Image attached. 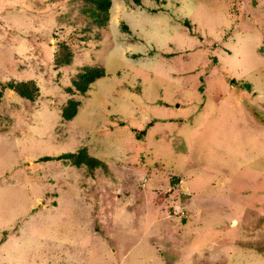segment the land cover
I'll list each match as a JSON object with an SVG mask.
<instances>
[{
	"label": "rangeland",
	"instance_id": "rangeland-1",
	"mask_svg": "<svg viewBox=\"0 0 264 264\" xmlns=\"http://www.w3.org/2000/svg\"><path fill=\"white\" fill-rule=\"evenodd\" d=\"M84 5L0 0V85L39 89L0 99V264H264V0ZM81 147L104 167L37 160Z\"/></svg>",
	"mask_w": 264,
	"mask_h": 264
},
{
	"label": "trees",
	"instance_id": "trees-1",
	"mask_svg": "<svg viewBox=\"0 0 264 264\" xmlns=\"http://www.w3.org/2000/svg\"><path fill=\"white\" fill-rule=\"evenodd\" d=\"M86 5L81 7V12L93 20L98 27H104L109 16V8L111 6V0H83ZM135 4H139V0H132ZM182 24L190 29V24L187 20H182ZM123 29H127L125 25H122ZM72 52L65 43H60L58 49L53 54L52 63L56 67L68 65L71 62ZM214 60V59H213ZM104 75V69L97 65H83L80 70L75 73L74 77L70 81V85L65 86L64 90L66 93L84 94L88 89L91 82L95 79L100 78ZM248 88L247 85H243ZM9 89L15 94L28 101H34L39 96V89L35 82L31 79L21 81H7L0 85V99L2 91ZM79 101L74 98H68L63 105L60 107V115L64 120H70L77 112V106ZM149 122L147 126H150ZM135 133V137H143L145 130H140ZM37 160H62L65 164L70 166L79 167L84 165L89 172L93 169L101 166V162L94 156L90 155L85 147H81L73 152H64L57 155H44L38 157ZM104 167V165H102ZM178 175L169 176V182L176 184L179 181ZM180 213V212H179ZM181 214V213H180Z\"/></svg>",
	"mask_w": 264,
	"mask_h": 264
},
{
	"label": "built area",
	"instance_id": "built-area-1",
	"mask_svg": "<svg viewBox=\"0 0 264 264\" xmlns=\"http://www.w3.org/2000/svg\"><path fill=\"white\" fill-rule=\"evenodd\" d=\"M180 212L182 213V209L180 210Z\"/></svg>",
	"mask_w": 264,
	"mask_h": 264
}]
</instances>
